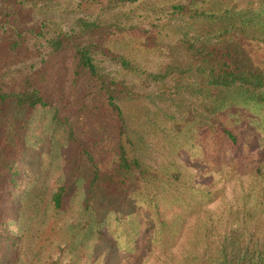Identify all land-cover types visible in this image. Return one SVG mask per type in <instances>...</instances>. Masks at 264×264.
<instances>
[{
  "label": "rangeland",
  "instance_id": "374dc122",
  "mask_svg": "<svg viewBox=\"0 0 264 264\" xmlns=\"http://www.w3.org/2000/svg\"><path fill=\"white\" fill-rule=\"evenodd\" d=\"M80 20L102 28L86 30ZM192 43L264 69V0H0V95L37 90L45 102L0 101V264L257 257L264 91L210 92ZM78 47L92 51L106 83L79 65ZM98 50L149 72L173 53L193 71L143 84ZM114 79L135 86L129 99L120 95L123 121L108 103L120 93ZM122 147L143 172L121 169Z\"/></svg>",
  "mask_w": 264,
  "mask_h": 264
},
{
  "label": "trees",
  "instance_id": "16d2710c",
  "mask_svg": "<svg viewBox=\"0 0 264 264\" xmlns=\"http://www.w3.org/2000/svg\"><path fill=\"white\" fill-rule=\"evenodd\" d=\"M140 0H116V2L122 4H134L139 2ZM175 11L178 12H186V6L183 5H174L172 7ZM80 27L86 30H94L101 29L102 24L97 21V24L94 22H89L85 20H80ZM155 42L160 44L161 46H167L164 44L163 40L154 39ZM58 44V41H53V43ZM188 50L193 52V58H198L201 62L197 71L201 74H207L204 83H206V88H210V92L212 93H220L221 90H233L237 89L238 91H243L246 95H253L252 93H258L262 90L264 91V69H251L245 65V67L240 66L239 64L231 63L229 59V55L222 54L218 49L208 46L207 44H202L201 46L192 43L189 45ZM102 53L105 55L108 61L115 63L114 65L126 73H134L139 77H142L143 84L153 83L159 84L163 83L166 79L171 78L174 79L175 76L182 75L184 73H192L191 67H182L181 62H177L175 59V55L172 53L168 57L167 63L161 65L158 71L149 72L143 70L140 65L134 63L131 58L129 59L127 56L114 54L110 56V54H105L102 51H97V54ZM76 59L79 65L86 70L91 76L96 77L98 81H103L106 83L105 76L102 74V69L100 65L95 63V59L92 51L88 47H78L76 49ZM112 85L115 86V90L119 91L118 96H114L109 93L108 103L112 107V109L117 113L120 120L123 121V110L120 105V95H125L126 99L132 95L134 91V84H130L126 79L118 80L114 79L112 81ZM14 100L17 107H28L35 108L38 106H45V102L43 97L37 92V90L27 93H19L13 96L0 95V101L8 102V100ZM224 133L230 136L233 140L234 137L230 134L227 129H224ZM119 164L122 170L129 172L133 169L140 170L143 172V167L140 165L139 161L128 159L126 148L122 147L119 155ZM13 182V181H12ZM264 198V195H263ZM53 204L56 209H60L62 207V191H59L53 197ZM263 205V204H260ZM263 213V224H264V209ZM1 214V207H0ZM2 215H0L1 217ZM259 226H262L261 223ZM258 226V227H259ZM255 254H258L255 259H252L251 262L246 263L240 261L238 264H264V241L260 243V249H258Z\"/></svg>",
  "mask_w": 264,
  "mask_h": 264
}]
</instances>
